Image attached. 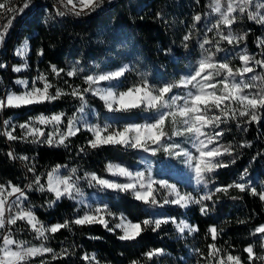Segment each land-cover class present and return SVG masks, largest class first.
I'll list each match as a JSON object with an SVG mask.
<instances>
[{
    "label": "snow or ice",
    "instance_id": "1",
    "mask_svg": "<svg viewBox=\"0 0 264 264\" xmlns=\"http://www.w3.org/2000/svg\"><path fill=\"white\" fill-rule=\"evenodd\" d=\"M21 2L23 7H15L12 0H0V19L8 14L23 13L31 6L28 0ZM58 2L65 9L63 11L57 9L58 16L72 14L80 17L101 9L105 0H58ZM207 7L217 17L208 28V32L214 35L209 38L205 34L199 43L202 50L200 59L192 71L181 76L179 80L153 82L148 79L147 74L139 73L136 83L124 87L126 74L136 71L131 63L121 64L112 70H100L84 75H81L82 69L77 66L79 61L68 69L50 65V71L55 79H60L61 74L68 78L80 77L86 87L69 84L65 79L63 83L69 89L66 91L54 84L47 73H40L31 81L17 78L13 83L21 86L23 90L19 92L5 90L0 95V112L51 103L65 96H71L80 102L76 112L71 116H66L63 112L50 115L40 113L19 124H14L10 117L3 121L4 130L0 135L6 137L8 141L20 140L46 144L49 147H68L69 138L85 130L90 133V138L86 147L82 146L79 149L81 153L87 148L95 150L104 146L121 147L152 156L163 151L167 156L184 163L194 174L195 183L203 184L206 188L218 169L229 166L222 158L238 155L233 145H224L220 142L225 134L222 125H228L230 121L235 122L238 129L247 132V125H259L264 121V71L257 72V68L264 70V59H257L254 55H249L246 49H241L236 52L240 66H234L229 59V49L223 47L226 42L235 49L246 40L248 32L233 31V26L241 18L264 27V0H210ZM156 16L162 18L161 13H157ZM201 20L200 13L192 17L190 30L181 41L185 50L189 48L193 30ZM13 23V20H9L7 24L0 25L2 29L0 44L6 42ZM257 47L264 49V39L257 37ZM27 53L28 41L25 39L23 44L15 49L14 54L24 60ZM217 53L226 55L217 58ZM37 55L42 56L43 50H38ZM6 67V64H0V69ZM27 67L25 60L20 65H13L11 70L20 73ZM89 94L98 98L104 109L113 117H116V114L120 116L113 122L108 120L94 124L87 122L82 114L89 107L87 100ZM136 113H147L148 118L140 123L135 122L132 117ZM120 120L125 122L120 123ZM17 128L20 129L19 136L14 134ZM178 140L180 142H177ZM251 146V141H242L237 147ZM261 154L264 153H258ZM7 155L10 159L25 161L27 172L33 176L23 187L11 181L7 184L0 183V264H31L35 258L46 254L51 255V260L70 257L72 253L67 249L58 253L48 247L46 242L52 235L61 229L71 228L73 224L77 226L99 224L111 233L119 230L121 234L117 238L121 241H135L146 230L151 229L155 233L161 230L162 225L168 223L175 226L181 237L199 232L198 226L190 224L185 219L160 217L133 222L124 213L113 212L106 202L89 204L83 199L82 182H86L88 187L98 192L130 195L135 201L149 207L174 205L186 209L194 204L199 205L202 215L209 211L205 201L213 200L216 193L227 194L232 188L240 192L250 191L264 203V187L258 190L242 182L248 175L247 168L241 173L239 181L215 187L214 191L197 196L182 191L167 180L155 179L150 167L138 170L124 163L109 162L105 165V171L110 177L120 178L109 179L97 175L96 172L85 171L78 175L77 168L68 169L67 165L58 164L42 179L41 175L36 174L35 164L29 161V157L23 155L18 157L12 151ZM255 158L253 157V160ZM142 159L147 163L144 157ZM230 162L235 163V159ZM62 169H68L67 173H63ZM32 191L50 194L48 207H53L64 199L75 201L78 207L82 206L83 215H77L71 221L45 225L26 203L29 200L28 193ZM18 221L27 224L39 244L15 237L13 226ZM239 223L242 224L244 221ZM222 232L223 229L216 225L208 227L206 235L210 236L212 243L207 244L205 250L194 249L197 256L196 264H264V251L257 252L254 244H248L243 248V252L247 254L246 261L240 255H234L231 251L218 247L215 242ZM250 235L259 239V248L264 250V224L255 227ZM142 255L143 261L134 259L129 264H147L156 257H163L165 250L153 248ZM80 259L85 264H99L94 253H85ZM40 264H50V261L41 259Z\"/></svg>",
    "mask_w": 264,
    "mask_h": 264
},
{
    "label": "trees",
    "instance_id": "2",
    "mask_svg": "<svg viewBox=\"0 0 264 264\" xmlns=\"http://www.w3.org/2000/svg\"><path fill=\"white\" fill-rule=\"evenodd\" d=\"M12 2L15 7H23L21 0H12ZM28 2L31 6L23 13L8 14L0 19V25L7 24L9 20L14 21L6 42L0 44V64L4 61L7 65L6 68L0 69V95L5 90L20 91V88L13 84V78L31 79L33 75L40 73H47L54 84L66 91L69 89L63 83L65 79L69 84L86 87L80 77L68 78L61 74L60 79H55L50 72V65L68 69L77 61H79L77 66L82 69L81 75L112 70L121 64L131 63L136 71L126 74L124 87L136 83L139 73L147 74L148 79L153 82L177 81L181 76L192 71L200 59L202 50L199 43L204 39L205 34L209 38L214 35L208 32V28L217 18L207 7L210 0H199L198 3L197 0H111V2L105 0L101 9L80 17L72 14L58 16L57 9L65 10L58 0H28ZM157 13H161L162 18H157ZM196 13L201 14L202 20L193 30L190 46L185 50L181 41L189 32L192 17ZM233 31L248 32L246 40L235 49L226 42L223 44V47L229 49V57H232L230 60L234 66H240L236 52L241 49H246L249 55H254L257 59H264L262 55L264 49L258 48L256 43L257 37L264 39V27L241 18L233 26ZM25 39L28 41V67L20 73L12 72L10 67L17 61L10 54L11 48ZM41 49L43 55L38 56L37 51ZM166 50L171 51L166 52ZM225 55L226 53H217V58H223ZM260 71L264 70L257 68V72ZM87 100L89 107L84 113L86 121L113 122L120 116L116 114V117H113L104 109L102 102L90 94ZM79 106L78 100L65 96L51 103L18 110L9 109L0 112V125L3 120L10 117L14 124H19L30 116L34 117L40 113L50 115L63 112L66 116H71ZM146 118H148L147 113H136L132 120L140 123ZM124 122L120 120V123ZM247 127L248 131L243 132L236 127L235 122L230 121L228 125H222L225 134L220 142L224 145H233L238 155L222 158L229 166L218 169L210 178L206 188L203 184H196L199 195L214 191L215 187L239 181L245 168L249 172L244 183L258 190L264 187V154L258 155L264 153V121L259 125L251 124ZM14 134L19 136L20 129L17 128ZM89 138L90 133L82 130L76 136L69 138L68 147H49L46 144H33L20 140L8 141L6 137L0 135V183L7 184L11 181L23 187L33 176L32 173L27 172L25 161L8 157V152L12 151L18 157L22 155L29 157V161L35 164L36 174L41 175L42 179L58 164L67 165L68 169L77 168L78 175L88 171L96 172L104 178L116 179L105 171L107 163H124L139 169L143 168V165L138 160L145 156L153 166L150 170L155 179L167 180L186 191L192 190L193 178L190 172L185 177H179L167 174L158 168V166H166L173 160L176 165L181 162L167 156L163 151L152 156L121 147L104 146L95 150L87 148L81 153L79 149L82 146L86 147ZM242 141H251L252 146L237 147ZM253 157H256L255 160ZM232 159H235V163L230 162ZM68 169H62V172L66 174ZM81 188L90 202H94L95 199L98 203L106 202L113 212L117 214L122 212L133 222L147 218L182 217L190 224L198 226L199 232L181 237L173 224L168 223L162 225L161 230L155 233L151 229L146 230L135 241H121L117 238L121 234L119 230L111 233L99 224L86 226L73 224L71 228L61 229L46 242L48 247L58 253L67 249L72 253L70 257L51 260V255L46 254L35 258L31 264H40L41 259L50 261V264H85L80 259L85 253H94L99 264H129L134 259L143 261L142 254L153 248L164 249L165 255L156 257L147 264H196L197 256L194 249L205 250L207 244L212 243L210 236L206 235L210 225L223 229L215 242L217 246L231 251L234 255H240L245 261L247 254L243 252V248L248 244H254L257 252L264 251L259 248V239L250 235L255 227L264 224V203L250 191L240 192L232 188L227 194L216 193L213 200L205 201L209 211L206 215H202L200 206L195 204L185 210L174 205L149 207L135 201L130 195L98 192L88 187L86 182L81 183ZM28 195L27 205L32 207L39 220L45 225L71 221L77 215H83L82 206L78 207L75 201L64 199L53 207H48L50 194L32 191ZM239 221L244 223L241 224ZM13 229L17 239L29 240L32 244L40 243L34 238L35 234L29 230L26 223L18 221Z\"/></svg>",
    "mask_w": 264,
    "mask_h": 264
},
{
    "label": "rangeland",
    "instance_id": "3",
    "mask_svg": "<svg viewBox=\"0 0 264 264\" xmlns=\"http://www.w3.org/2000/svg\"><path fill=\"white\" fill-rule=\"evenodd\" d=\"M25 40H22V41H20L18 44H16V45H14L12 48H11V51H10V54H11V56L17 61L16 63H13L12 65H11V69H12V66L13 65H20L21 63H23L25 60H26V62H27V56L26 57H24V60H22L20 57H18V56H16L15 54H14V51H15V49L17 48V47H19V46H21L22 44H23V42H24ZM256 43H257V39H256ZM27 55H28V53H27ZM230 58H232V57H229V59ZM26 69V68H25ZM24 69V70H25ZM23 70V71H24ZM12 71V70H11ZM13 72V71H12ZM51 72V71H50ZM37 75H33L32 76V78L31 79H27V78H24V77H15V78H13L12 79V82L15 80V79H17V78H20V79H27V80H29V81H31L34 77H36ZM14 84V83H13ZM15 85V84H14ZM15 86H17L18 88H20V91H22L23 89H22V87L21 86H19V85H15ZM77 110V109H76ZM76 110L74 111V112H76ZM83 115V118L85 117V114L83 113L82 114ZM35 117V116H34ZM4 121V120H3ZM3 121H2V123H1V125H0V132H2L3 130H4V125H3ZM87 122H89V123H93V122H91V121H87ZM94 124V123H93ZM45 131H48V129H45ZM177 142H180L179 140L177 141ZM145 155V154H144ZM142 157H144V158H146L145 156H142ZM142 157H140L139 158V162L140 163H142V165H143V168H139L138 170H144V169H146V168H149L150 167V169H152L153 168V166L151 165V163L150 162H148L147 161V163H145L144 162V160L142 159ZM176 161V160H175ZM179 163H181V162H179ZM179 163L176 165V163L174 162V160H173V162H169L166 166H163V167H159L158 166V168H160L161 170H163L164 172H166L167 174H170V175H172V176H179V177H185V176H187L188 175V172H190L191 173V176H192V178H193V180H192V190H189V191H186L185 189H181V188H179V189H181L182 191H184V192H191V193H193L194 195H199L198 194V191H197V185H196V183H195V178H194V174L188 169V167L184 164V163H181V166L179 165ZM184 165H185V167H184ZM114 178H116V179H120V178H117V177H114ZM164 180V179H163ZM244 181H246V179H244ZM244 181H242V182H244ZM170 183V182H169ZM170 184H173V183H170ZM91 195H93V194H91ZM83 199L87 202V203H89V204H95V203H98V200H94V202H90L87 198H86V195L84 194V197H83ZM181 209V208H180ZM181 210H185V209H181ZM179 219H184V218H182V217H178L177 218V220H179ZM25 223V222H24ZM27 225V224H26ZM174 226V225H173ZM29 228V227H28ZM174 229H175V226H174ZM30 230V229H29ZM176 230V229H175ZM31 231V230H30Z\"/></svg>",
    "mask_w": 264,
    "mask_h": 264
},
{
    "label": "built area",
    "instance_id": "4",
    "mask_svg": "<svg viewBox=\"0 0 264 264\" xmlns=\"http://www.w3.org/2000/svg\"><path fill=\"white\" fill-rule=\"evenodd\" d=\"M1 64H5V62L3 61Z\"/></svg>",
    "mask_w": 264,
    "mask_h": 264
}]
</instances>
